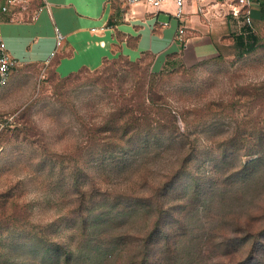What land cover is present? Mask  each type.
<instances>
[{
	"label": "rangeland",
	"instance_id": "1",
	"mask_svg": "<svg viewBox=\"0 0 264 264\" xmlns=\"http://www.w3.org/2000/svg\"><path fill=\"white\" fill-rule=\"evenodd\" d=\"M120 1L123 23L162 34L165 24L146 19L168 14ZM254 31L257 49L242 55L227 10L199 7L183 14L170 41L150 42L138 58L116 43L99 65L69 75L54 56L13 68L0 85V264H61L64 241L71 264H134L159 220L153 202L178 195L189 208L172 230L187 235L169 256L154 242V262L264 264V247L253 253L239 241L264 228V159L250 178L233 173L259 157L252 143L247 154L240 146L213 159L231 151L232 137L264 140V24ZM165 54L173 63L162 71ZM191 148L173 195L162 196L164 174ZM188 171L205 175L199 196ZM118 233L126 246L109 243Z\"/></svg>",
	"mask_w": 264,
	"mask_h": 264
},
{
	"label": "crops",
	"instance_id": "2",
	"mask_svg": "<svg viewBox=\"0 0 264 264\" xmlns=\"http://www.w3.org/2000/svg\"><path fill=\"white\" fill-rule=\"evenodd\" d=\"M190 5L191 9L184 8L185 14L199 7L205 13L219 11L221 7L215 0H192ZM174 6L173 2H167L157 9V13L168 14V21H159L155 15L146 19L148 25L168 22L162 34L155 35L151 28L136 29L133 24L137 22L131 26L123 23V4L117 0H33L8 12H1L0 30L7 51L19 62V66L45 64L55 52L51 63L57 61L58 72L69 75L85 66L93 68L99 65L116 43L123 47L124 53L138 58L142 52L151 49L150 42L155 43L157 39L170 41L179 22L172 15ZM256 23L259 27L264 24V0H259L255 9ZM56 28L65 37L58 47ZM156 51L159 53L157 63L162 50ZM164 57L167 58L166 54ZM165 61L163 58L161 65Z\"/></svg>",
	"mask_w": 264,
	"mask_h": 264
},
{
	"label": "trees",
	"instance_id": "3",
	"mask_svg": "<svg viewBox=\"0 0 264 264\" xmlns=\"http://www.w3.org/2000/svg\"><path fill=\"white\" fill-rule=\"evenodd\" d=\"M257 41H259V36L255 33V32H250L246 35L244 34H240L237 37V41L236 43H238L239 45H241L243 47V51H242V55L243 54H247V53H251L252 51H254L255 49H257ZM172 55L167 56V59L164 63V67L163 70L167 69V67H169L170 64H172ZM134 64H140V62H133ZM74 75V74H71ZM112 120L107 121L106 123H103L101 125V128L103 127H112L113 125ZM107 130V129H105ZM126 130V129H125ZM258 141V142H257ZM256 142H254L251 139L245 138V137H232V139H230L231 142V151H226V149H222L220 151H218L217 153L214 154V160L215 162H219V160H226L227 158H229L233 152H235L236 149H238L240 146L241 148H246V151L243 154H247V152H251L253 149L251 148V146L256 147L254 152L259 153V157L255 160H252L249 163L246 164H242L240 165L239 169H236V173L235 174H245L248 175L249 178L252 175V169H254L259 163L262 162V160L264 159L263 156V150H264V140H262L261 138L259 140H257ZM247 142L252 143V145L250 147H247V144L244 146V144ZM220 146V145H219ZM196 153V149L192 150V148L189 150V153L186 154V156L182 159L181 164L177 167L176 171H173L171 173V175L169 176L168 173L164 174V177L162 179L164 186L162 187V191L161 194L162 196H172L173 193L172 188L178 184V180L181 178V175L187 171L188 166H189V162L191 160V158L194 156V154ZM192 181L195 182L196 184V193L199 196L201 194V191L203 189L202 186V181L205 180V175L199 174V173H193L192 171H188ZM221 184H223V179L220 180ZM78 185V182H77ZM83 190V189H81ZM85 192H81L79 195L81 197H83V194ZM167 194V195H166ZM157 196L162 197L160 194H158ZM183 198H180V196H175V201L173 202H169V203H165V202H161L160 200H157V202H153L155 205V209H157L158 214H159V220L157 221L154 229H152L148 234L147 237L145 238V250L141 253V255H137L136 249L138 246H136L135 248V257L133 258L134 264H160L157 262L153 261L152 258V250H151V245L156 242L158 243V245L160 244V252L161 253H170L171 255H173L172 250H176L177 247V243H179L184 237L187 235V232H183L179 233L177 230H172L173 226H177V225H183V219H182V213L183 212H187L188 211V205L185 203V201H183ZM134 208V206L132 205L131 209ZM168 218L170 217V228L166 230L163 229L164 225H165V221L164 218ZM169 225V222H168ZM86 229V227H84ZM184 230V229H183ZM186 231V230H185ZM239 241H245L246 244L249 245L250 248V252L255 253L256 250H259V247L263 248L264 247V228L260 229V230H255V231H250L249 233H247L245 236L239 238ZM110 244H115L119 247V245L121 246H126V244L128 243L127 237L125 235V233H118L117 236L111 241L109 242ZM136 243V240H135ZM134 243V245H135ZM164 243V246H163ZM162 244V245H161ZM58 245V248L61 250V254L63 256V260L61 259V264H71V260L73 258V252L74 250L69 248L67 243L61 242ZM178 254V253H176ZM175 254V255H176ZM165 256H167L165 254ZM169 256V254H168ZM167 256V257H168ZM171 257V256H170ZM174 264H185L184 262H179V263H174Z\"/></svg>",
	"mask_w": 264,
	"mask_h": 264
},
{
	"label": "built area",
	"instance_id": "4",
	"mask_svg": "<svg viewBox=\"0 0 264 264\" xmlns=\"http://www.w3.org/2000/svg\"><path fill=\"white\" fill-rule=\"evenodd\" d=\"M33 0H0V13L8 12L9 10L27 4ZM127 5H133L137 3H145L151 8L160 9L167 2H173L175 12L172 13L177 19H181L185 14L184 6L187 0H121ZM203 1V0H197ZM259 0H215V3L220 4L221 7L227 10L229 15L238 26L240 34H248L254 31V14ZM201 9V7H200ZM165 25L168 22L164 23ZM183 33V29H179V34ZM63 33L56 28V40L57 47L64 41ZM55 52H52L50 58L54 56ZM19 66V62L7 51L6 45L3 40V34L0 30V85L8 83L13 68Z\"/></svg>",
	"mask_w": 264,
	"mask_h": 264
}]
</instances>
